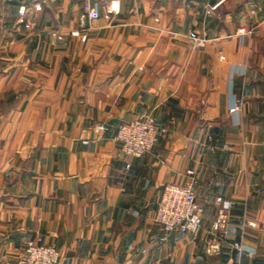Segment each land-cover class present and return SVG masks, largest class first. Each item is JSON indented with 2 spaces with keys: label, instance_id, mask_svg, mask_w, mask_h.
I'll return each mask as SVG.
<instances>
[{
  "label": "crops",
  "instance_id": "1",
  "mask_svg": "<svg viewBox=\"0 0 264 264\" xmlns=\"http://www.w3.org/2000/svg\"><path fill=\"white\" fill-rule=\"evenodd\" d=\"M26 1L0 0V260L42 236L63 264H264V0H121L85 23V0ZM143 113L166 131L126 168L118 128ZM190 178L203 225L168 230L164 186Z\"/></svg>",
  "mask_w": 264,
  "mask_h": 264
},
{
  "label": "built area",
  "instance_id": "2",
  "mask_svg": "<svg viewBox=\"0 0 264 264\" xmlns=\"http://www.w3.org/2000/svg\"><path fill=\"white\" fill-rule=\"evenodd\" d=\"M37 7H41L40 0H35ZM206 5V11L215 9L223 0H202ZM85 10L82 13V22L93 21L102 16V7L107 9V14L121 11V0H85ZM27 1L23 0L20 12L26 11ZM241 31H244L241 29ZM74 34H80V30H74ZM87 35L83 33V38ZM240 108L236 104L231 110ZM96 127L104 130L103 124ZM166 131L160 127L156 118L151 113L132 118L122 123L117 132V140L121 143V150L127 158L126 168L132 166L133 157L143 156L149 153L156 145L159 136ZM193 171H190V173ZM218 212L214 221V229L226 234L230 223L231 208L237 203L236 200L217 196ZM155 220L166 229H180L197 233L203 225V211L198 203V196L193 178L183 183L169 182L164 186L159 200ZM235 245L241 247L238 242ZM0 264H63L61 249L54 243L44 240L42 236H36L26 241L25 246L15 259L0 260Z\"/></svg>",
  "mask_w": 264,
  "mask_h": 264
}]
</instances>
